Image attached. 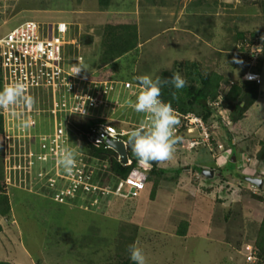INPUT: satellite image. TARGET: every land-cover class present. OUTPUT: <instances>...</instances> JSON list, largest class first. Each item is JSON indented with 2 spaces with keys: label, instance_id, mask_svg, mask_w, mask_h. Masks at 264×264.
<instances>
[{
  "label": "rangeland",
  "instance_id": "rangeland-1",
  "mask_svg": "<svg viewBox=\"0 0 264 264\" xmlns=\"http://www.w3.org/2000/svg\"><path fill=\"white\" fill-rule=\"evenodd\" d=\"M192 1L112 0L109 8L102 10L99 0H13L7 6L9 9L1 8L0 37L28 19L48 25L63 20L71 23V36L79 39V52L86 57L84 72L91 78H100L98 71L123 81L146 74L155 77L177 61H197L202 71H217L225 77L221 86L224 91L232 82L242 81L250 68L248 43L256 36L239 40L237 32H259L262 37L258 40L264 38L263 0H210L205 3L210 2L207 12L198 11L205 6L188 9L185 4ZM158 2L163 5H157ZM24 3L27 8L20 5ZM131 20L139 27L138 48L100 69L105 25ZM173 24L175 29L171 28ZM197 29L198 34L193 32ZM85 36L92 37V44L84 40ZM113 86V103L98 112L119 128L133 130L141 123L148 127L147 115L135 112L128 104L129 100L135 102L136 95L119 81ZM52 101L50 88L39 91V112L33 113L37 126L26 130L37 152L42 143L50 144L49 135L54 133ZM260 108L257 116L250 117L256 123L244 118L239 123L220 122V128L214 126L217 146L222 143L221 147L228 148L232 146L231 138L234 140L238 155L232 154L229 160L235 158L234 168L243 174L248 171L263 175L261 165L253 172L264 139V108ZM72 138L78 152L81 143L76 136ZM28 143L22 139L20 148ZM217 146L214 151L202 146L190 149L193 143L182 136L173 158L160 164L164 169L155 198L151 196L154 185L145 178L150 167L138 163L132 174L144 177L146 186L139 196L121 198L124 206L114 195L106 196L109 201L97 210L93 206L86 209L79 198L59 203L49 192L38 191L39 185H33L36 177L17 178L6 188L11 213L0 216V260L16 264H98L118 260L120 251L125 252V245L135 238L134 242L145 252L146 264H264V257L257 256L253 262L247 258L248 245L257 250L255 242L264 216V200L256 195L264 197V186L258 189L244 176L229 173L226 178L216 177L214 184L206 185L193 168L198 163L222 169L225 163L217 164L221 153ZM37 162L32 169L35 174L39 169L54 171V162ZM99 163H93L97 171ZM102 163L105 174L97 175V179L116 187L118 179L108 173V160L102 159ZM178 166L183 167L181 173L169 171ZM228 169L229 165L225 166V171ZM184 221L188 222L187 233L180 235L178 230Z\"/></svg>",
  "mask_w": 264,
  "mask_h": 264
},
{
  "label": "built area",
  "instance_id": "built-area-1",
  "mask_svg": "<svg viewBox=\"0 0 264 264\" xmlns=\"http://www.w3.org/2000/svg\"><path fill=\"white\" fill-rule=\"evenodd\" d=\"M3 7L6 9L7 0H0V17ZM260 35H256L255 39L251 40L253 43H248L251 66L257 64L264 50V38L258 40L262 37ZM79 48V39L71 36V26L66 21L48 25L34 20H25L0 37V89L6 84L20 80L27 85L28 95L35 97L36 101L32 108L18 105L8 110L0 109L4 119L2 147L5 185L7 188L17 178L21 180V176L29 175L36 177L33 185H39L38 191L49 192L55 201L64 203L69 198H79L82 200L80 203L83 207L87 209L93 206V209L97 210L101 204L109 201L106 196L141 195L146 181L144 177L132 175L120 179L116 187H111L100 183V179H97L93 163L95 164L94 160L98 158L82 149L84 139L72 126L74 120L83 116H96L107 120V116L99 113L98 110L108 108L113 103L110 96H113L115 81L91 78L89 74H85L84 69L79 75H70L71 68L75 64L79 61L84 63L85 58L79 52ZM72 50H76L75 53ZM244 77L258 84L263 81L262 75L252 70L247 71ZM124 85L126 88L132 87L130 81H125ZM45 88H50L52 91L51 111L54 114L56 126L53 135H49L50 144L42 143L40 152H37L32 148L31 134L26 130L37 126L33 113L39 112L38 95L39 91ZM212 104L218 106L219 102ZM14 112L23 113V116L18 119L13 115ZM176 115L179 120L176 135L180 136L185 131L190 136L188 139L193 146L202 143L210 144L212 135L210 126L201 116L193 112L183 113L177 109ZM21 119L29 121L30 126H21ZM212 124L219 126L220 120L215 119ZM138 127L140 125L135 128ZM130 131L132 130L119 128L110 122H99L94 124L86 135L91 143L98 146L106 143L107 146L114 148L110 141H123L129 148L126 136ZM196 131L199 132L201 139L194 136ZM72 135L78 138L76 141H80L81 149L77 152V167L72 174H67L58 160L65 148L72 146L75 149ZM22 139H26L29 143L24 144L21 149ZM37 161L54 162L52 167L54 171L39 169L35 174L32 169L37 165ZM103 165L104 163H101L96 166L99 171L102 170V174L105 172ZM94 177L96 179H93ZM247 249L248 260L256 261L257 252L254 247L248 245Z\"/></svg>",
  "mask_w": 264,
  "mask_h": 264
},
{
  "label": "trees",
  "instance_id": "trees-1",
  "mask_svg": "<svg viewBox=\"0 0 264 264\" xmlns=\"http://www.w3.org/2000/svg\"><path fill=\"white\" fill-rule=\"evenodd\" d=\"M11 1L13 0H7V6H10L9 2ZM207 1L210 0H206V1L194 0L190 4L187 3L185 5L187 6L188 9H194L199 7L202 8L201 6L203 7L205 6L203 9H198V11L200 12H205L208 9V6H210V2H208L209 4L205 5ZM111 2L112 0H99V5L102 10L108 9ZM262 4L264 5V0L261 2V5ZM20 5H23L25 6V8H27V4L25 3ZM157 5H163V4L159 3ZM25 8H23V10ZM193 15H191V17H193ZM133 18L135 19V17ZM203 27L204 26H201V28ZM193 32L198 34V29L194 30ZM258 33L259 32H251V34L246 35L244 32L238 31L237 38H239V40L240 39L245 40L246 38L250 36L253 37L255 34ZM262 33H264V29H262ZM85 39L89 44H92L91 36L89 37L85 36L84 40ZM102 45H103L102 51L100 52V56H99V68L106 69L107 66L113 61L115 60L118 61L122 56L128 55L130 52L138 48L139 46L138 24L133 20L127 22L124 21L123 23L122 21L121 23H107L103 30ZM262 55H264V50ZM84 58L86 60L85 56ZM181 68L184 69V74L181 73L182 72ZM174 72H179L187 80L188 82L187 86L184 89L178 91V96H179L178 100H172V96H171V93L176 90L171 88L170 86H165L162 89L161 99L166 102L171 100L174 108H177L183 112L194 111L197 114L203 116L205 120L209 121L213 112L212 108L209 106V102L218 99L219 96L221 95V84L224 81L225 77L217 71H209V72L202 71L197 61H191V62L177 61L173 67L162 70L159 73V76L171 77V75ZM98 74L101 77L97 79H102V78L113 79L112 74L102 75L101 71H98ZM135 83H140L138 78L135 79ZM260 93H261L260 86L254 81L242 80L231 84L227 93L223 94L222 105L223 107L228 109L230 120L232 123L234 124L239 123L242 119L245 118L248 109L257 101V99L260 96ZM99 122H107V120L105 118H99L96 116L95 117L83 116V117H78L76 120L73 121L72 127L84 139V142L82 143V149L86 153L91 154L94 157H97L98 159L94 160L96 162L101 161L102 163V159H105V161L107 159L108 163L110 164L109 167L110 170H108V173H110L112 176L118 179V181L120 179H125L129 176H132L133 175L132 172H134V170L137 168L139 162L135 154L132 152V148L130 145L128 148V152L132 162L129 164H124L119 158V153L114 148L107 146L106 143L98 146L90 142V139L87 137L86 132H88L94 124ZM3 133H4V119L2 113L0 112V216H7L11 213V205H10L9 195L7 192L8 189H6V185H5L4 153L2 147ZM212 141L216 142L214 138H212ZM230 144L233 146L232 148L233 155H236L237 145L234 143L232 138ZM203 149H207V148L203 146ZM256 157L260 162H264V141L261 142V147ZM89 161L91 160L89 159ZM197 164L198 163H196L195 166H193V168L194 170H196V173H199L201 178L204 179L205 181L204 183H206V185L214 184L216 177L220 176L223 177V179L226 178V174L228 173L236 177L244 176V174H242L239 170H236L234 168L235 164L231 160H229L227 164H225V166L229 165V169L226 171H225V166L220 170H216L214 166L209 167L214 169L215 174L213 175V177L207 176L203 173V170L207 166L204 167L201 165L199 166ZM163 169L164 168L160 166V164L152 163L150 166V172L148 176L145 177L146 180L152 181L154 185V189L151 192L152 198L156 197V191L160 182L159 176ZM169 171H175L181 173L183 171V167L181 166L172 167L169 168ZM94 173L97 175L102 174V170L97 171L95 169ZM107 176L109 175L107 174ZM256 197L264 200V197L261 194H259L258 196L256 195ZM183 225H185L184 228ZM186 226H188V222L187 221L182 222L181 226L179 227L178 234L186 235L187 233ZM0 230H2L1 223H0ZM134 241L135 238H132L131 244L125 245V252L120 251L119 253L120 258L118 260L106 261L104 263H98V264H135V262L130 259V253H129V246L132 245ZM255 246L257 247L258 250L257 251L255 249L257 252V256L263 258L264 257V216L261 221V225L259 227V233L257 236V240L255 242ZM0 264H16V263L0 260Z\"/></svg>",
  "mask_w": 264,
  "mask_h": 264
},
{
  "label": "clouds",
  "instance_id": "clouds-1",
  "mask_svg": "<svg viewBox=\"0 0 264 264\" xmlns=\"http://www.w3.org/2000/svg\"><path fill=\"white\" fill-rule=\"evenodd\" d=\"M69 24L71 26L70 22ZM256 35H259V33L255 34L252 38H254ZM248 51L250 54L249 48ZM262 54L257 64L254 66H251L250 64V68L247 71L252 70L260 73L258 71V66L262 61V59L264 58V55ZM86 68L87 66L83 65L82 62L79 61L78 64H75L71 68L70 75L73 76L79 75L80 72ZM247 71H245L243 74V80H247L244 77ZM137 78L140 83H135V79ZM102 79L119 81L123 85L125 81H130L132 83V87L127 89H130L131 92L134 95H136V99L135 102L129 100L128 101L129 106L132 107L134 111L137 113L146 114L147 119L150 120V125L148 127H145V125L141 123L140 127L135 128L134 130L127 133L128 144L131 146L132 152L137 157L138 162L146 167H150L152 163L162 164L166 161H170L173 158V155L176 151V145L182 140L181 136H183V138L186 140H189L188 138H190V136L185 131H183L182 134H186L188 138H185L184 135L182 134L180 136L176 135V127L179 124V120L176 115L177 108L173 107L171 100L166 102L161 99L162 89L165 86H170L171 88L175 89L176 91H173L171 93L172 100H178L179 99L178 91L184 89L187 86L188 83L187 80L179 72H174L171 75V77H161L159 75L153 77L151 75L146 74L140 77L135 76V79L133 80L126 79L125 81H123V79L117 80L114 78L113 79L102 78ZM248 81H253V80H248ZM261 84L258 85L260 86ZM230 86L231 85H229V88ZM115 87L116 86H114V90ZM229 88H227L224 91L222 90V92L227 93ZM222 98H223V94L221 93L218 99L209 102V106L212 108L213 111L211 118L209 120L211 122L205 120L203 116L197 114L196 112L189 111L201 116L210 126V131L212 133L210 144L202 143L190 149H194V148L199 149L201 146L202 147L204 146L207 148L208 151H211V149L214 151L217 144L216 142L212 141V138H214L215 135L213 134L215 125L213 126L212 123L214 122L215 119H219L220 122H224V123L227 122L232 123L230 120L228 109L223 107L222 105ZM35 102H36L35 97L28 95V87L23 81L17 80L13 83L6 84L2 89H0V109L8 110L10 107L14 108L18 105L26 108H32L35 105ZM214 102H219V105L218 106L213 105L212 103ZM183 113H188V112H183ZM13 115H15L18 119H20L23 116V113L14 112ZM21 126L29 127L30 122L21 119ZM216 127L220 128L221 126L219 125ZM195 136L196 138L201 139L198 131H196ZM220 145L223 144L219 143L217 146L218 149L221 151L218 160H216L217 164L220 165L223 163L227 164L229 158L233 154V149L232 147H228L224 149ZM77 155L78 154L75 151V149L71 147H67L62 151L58 163L63 167L64 171L67 174H72L73 170L77 167ZM237 155L238 154L233 156L237 157ZM233 160L236 159L233 158L231 161ZM129 161H131V159H129ZM257 161L258 163H264V162H260L259 160ZM205 169L212 170L214 172V169L209 168L208 166ZM241 173L243 174V172ZM211 176H213V173ZM244 177L246 178L245 180L247 182L258 187V189H262V186H264V176L262 175L261 176L253 175V174L248 175L247 173H244ZM250 178L262 179L263 183L261 186H259L258 184L250 180ZM122 198H128V197H122ZM129 253H130V259L134 261L135 264H146L145 252L142 247L138 246V242H134L132 245L129 246Z\"/></svg>",
  "mask_w": 264,
  "mask_h": 264
},
{
  "label": "crops",
  "instance_id": "crops-1",
  "mask_svg": "<svg viewBox=\"0 0 264 264\" xmlns=\"http://www.w3.org/2000/svg\"><path fill=\"white\" fill-rule=\"evenodd\" d=\"M188 10V9H187ZM189 11V13H190V10H188ZM205 12H207V11H205ZM188 13V14H189ZM191 15H193V13L191 14ZM178 16V15H177ZM139 28V27H138ZM171 28H174L175 29V25L173 24V26H171ZM139 34H140V32H139ZM258 69H259V72L262 74V77H263V82H262V84L260 85V89H261V93H260V96H259V98L257 99V101L255 102V104H253L249 109H248V111H247V113H246V116H245V121L248 119V118H250V117H255V116H257L260 112H258V111H260L262 108H260V106L261 107H263L264 108V58L262 59V61L260 62V64H259V66H258ZM223 84V83H222ZM221 93L222 94H224V93H226V92H222V89H221ZM253 118H250L251 120H252V124L253 123H256L254 120H253ZM240 127H241V123H240V125H239ZM264 134V132H262V135ZM264 136V135H263ZM234 141V140H233ZM262 141H264V139L262 140ZM261 141V142H262ZM260 142V143H261ZM253 161V160H252ZM253 164V163H252ZM256 164V165H255ZM255 164H253V172H255L256 171V169H258V165H261L260 167H261V172L260 173H262L263 175L262 176H264V163H258V162H256ZM247 168H251V166H247ZM241 169H243V167L241 168ZM248 175H251V174H253V175H257L256 173H249L248 171L246 172ZM117 197V196H116ZM120 196H118L117 198H116V201L119 199L120 200V202H121V205L122 206H124L125 204L121 201V198H119ZM116 203V202H115Z\"/></svg>",
  "mask_w": 264,
  "mask_h": 264
},
{
  "label": "water",
  "instance_id": "water-1",
  "mask_svg": "<svg viewBox=\"0 0 264 264\" xmlns=\"http://www.w3.org/2000/svg\"><path fill=\"white\" fill-rule=\"evenodd\" d=\"M112 146L115 148V150L119 153L120 159L123 163H127L129 161V152L128 148L125 146V143L123 141H110ZM203 172L207 175H212L213 171L212 170H203ZM253 182L258 184L259 186L262 185L263 180L259 178H250Z\"/></svg>",
  "mask_w": 264,
  "mask_h": 264
}]
</instances>
